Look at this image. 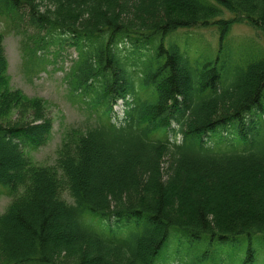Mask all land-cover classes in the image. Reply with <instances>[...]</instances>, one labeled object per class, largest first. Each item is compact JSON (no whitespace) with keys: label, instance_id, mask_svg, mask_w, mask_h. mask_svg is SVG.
Masks as SVG:
<instances>
[{"label":"trees","instance_id":"trees-1","mask_svg":"<svg viewBox=\"0 0 264 264\" xmlns=\"http://www.w3.org/2000/svg\"><path fill=\"white\" fill-rule=\"evenodd\" d=\"M0 18L27 74L73 48L96 114L37 164L52 120L11 87L0 33V264H264V54L228 40L264 39V0H0ZM210 26L214 52L178 39Z\"/></svg>","mask_w":264,"mask_h":264},{"label":"rangeland","instance_id":"rangeland-1","mask_svg":"<svg viewBox=\"0 0 264 264\" xmlns=\"http://www.w3.org/2000/svg\"><path fill=\"white\" fill-rule=\"evenodd\" d=\"M229 17L226 14L224 18ZM0 33L4 36L11 87L22 91L28 98L41 99L52 120L53 129L46 144L36 150H25L37 164L55 166L58 157L57 152L65 133L71 128L87 129L94 125L95 121L96 114L89 109L84 101L70 93L69 84L66 80V75L73 66V62L77 60L78 54L67 45L63 49L52 47L51 53L47 57L49 62L46 67L37 73L27 74L23 65L22 38L11 33L8 24L1 18ZM178 39L189 42L192 45L189 47L196 50L197 53L203 51L202 53L206 54L208 50L214 52V48L218 45L219 36L216 27L210 26L205 29L181 31L178 33ZM228 40L231 42V50L245 46L244 48H251L260 54H264L262 35L245 24L233 26ZM58 50L59 53L55 54L54 52ZM114 111L116 115L121 117V102L114 108ZM6 193V188L0 186V214L5 211L10 202ZM63 198L68 203L73 204V200L67 192L63 193ZM93 219L98 220L96 217Z\"/></svg>","mask_w":264,"mask_h":264}]
</instances>
